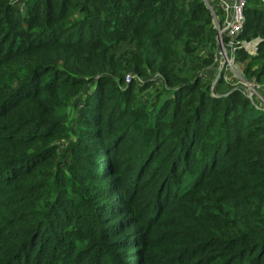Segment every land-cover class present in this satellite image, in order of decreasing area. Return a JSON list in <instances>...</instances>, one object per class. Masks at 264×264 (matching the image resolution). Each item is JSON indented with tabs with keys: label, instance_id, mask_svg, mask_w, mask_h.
<instances>
[{
	"label": "trees",
	"instance_id": "obj_1",
	"mask_svg": "<svg viewBox=\"0 0 264 264\" xmlns=\"http://www.w3.org/2000/svg\"><path fill=\"white\" fill-rule=\"evenodd\" d=\"M218 49L202 0H0V264H100L132 228L153 264H264V106L213 84Z\"/></svg>",
	"mask_w": 264,
	"mask_h": 264
},
{
	"label": "rangeland",
	"instance_id": "obj_2",
	"mask_svg": "<svg viewBox=\"0 0 264 264\" xmlns=\"http://www.w3.org/2000/svg\"><path fill=\"white\" fill-rule=\"evenodd\" d=\"M249 6H258L261 7L259 0H249ZM256 46V45H255ZM225 47L229 53L228 46L225 42ZM249 55H256L258 53V49L256 50V53L253 52V49L251 48L248 50L247 48H244ZM235 68L232 71H228L224 65V59L221 52V49L217 51L216 53V62L211 67L210 76H214L213 78V84L215 85L218 80L223 77L225 80H230V84L239 86L245 90L247 86L245 87L246 83H249L252 88L255 90L250 89L249 87L244 92L252 91L253 92V99L255 103L262 104L264 106V74H261L259 78L256 77V74L258 72L264 73V60H260V63L252 68L250 72H246L247 65L249 63V59L241 61L237 60V55L235 54ZM156 89L150 88L147 89V93L153 92ZM145 94V98H139V102H144L146 98H149L147 96L148 94ZM144 100V101H143ZM77 114V112H75ZM78 136L82 134L81 130H77L76 133ZM99 160L104 161L105 159L102 158ZM103 163V162H102ZM113 164L109 166V168L106 170L105 166H103V169L101 170V173L99 175V179L102 182V185L104 186V192L105 195L109 194V198H106V203L110 207H118V206H126L127 203H131L133 193H131L132 190V184L129 181H126L121 184L118 180L120 178V173L118 174L119 170L118 167ZM128 164V162L126 163ZM110 174V176H108ZM147 175H145L143 178H145ZM190 179H187L186 177L182 178V182L177 181L175 182V187L179 186L180 190H184L190 185ZM105 196V197H106ZM162 205V204H161ZM160 205V206H161ZM107 215L112 216L113 220L116 221L118 217L112 215L111 211H105ZM102 226H109L106 223H102ZM103 228V227H102ZM131 233H129L128 242H124V239L122 238L119 242V245L117 247H108V255L102 256L100 259V264H103L105 262V259H107L106 264H153L154 263V254L156 251V244L157 241L152 239L151 237H148L144 242H138L136 240L138 236L135 234V229L132 228L130 230ZM140 238V237H139ZM122 241V242H121ZM112 262H108L111 259ZM90 260V259H89ZM98 260L96 259V263L92 264H98ZM83 264H88V262H84Z\"/></svg>",
	"mask_w": 264,
	"mask_h": 264
},
{
	"label": "built area",
	"instance_id": "obj_3",
	"mask_svg": "<svg viewBox=\"0 0 264 264\" xmlns=\"http://www.w3.org/2000/svg\"><path fill=\"white\" fill-rule=\"evenodd\" d=\"M264 5V0H259ZM205 6L210 10L213 17V24L217 30V41L219 51L221 49L224 65L228 71L235 68V54L238 48H247L251 52L256 53L259 40L242 41L240 35L245 29L246 13L249 0H202ZM225 42L228 46L229 53L225 47ZM256 45V46H255ZM251 87L249 83L245 87ZM246 88V89H247ZM243 90V91H246ZM250 99H253V92H244Z\"/></svg>",
	"mask_w": 264,
	"mask_h": 264
}]
</instances>
